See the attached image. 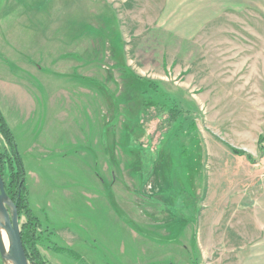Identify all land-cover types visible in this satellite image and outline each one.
Masks as SVG:
<instances>
[{"label": "rangeland", "instance_id": "374dc122", "mask_svg": "<svg viewBox=\"0 0 264 264\" xmlns=\"http://www.w3.org/2000/svg\"><path fill=\"white\" fill-rule=\"evenodd\" d=\"M160 4L0 0V83L23 84L33 100L12 89L0 105L41 221L38 246L56 264L249 256L245 211L264 173V0L214 16L193 1ZM166 95L188 109L183 129L156 107ZM10 152L0 132V156Z\"/></svg>", "mask_w": 264, "mask_h": 264}, {"label": "trees", "instance_id": "16d2710c", "mask_svg": "<svg viewBox=\"0 0 264 264\" xmlns=\"http://www.w3.org/2000/svg\"><path fill=\"white\" fill-rule=\"evenodd\" d=\"M140 83H147L149 89L154 92H158V85L151 79L138 77ZM171 103H168V101ZM162 106V107H161ZM156 107L166 109L169 112V119L171 122L179 123L181 129L184 128L182 121L187 117L188 109L180 107L178 101L171 95L164 97L162 102L157 103ZM173 124V123H171ZM169 124V125H171ZM187 128V127H186ZM190 129H196L195 121H191L188 126ZM0 132L7 140L11 152L10 154H1L0 156V170L5 178L6 170H9V179L5 182L6 192L14 203L18 204L19 213H24L28 217V223L22 225V240L31 264H53L47 258L39 248V243L43 241L44 237L38 230L41 228V221L35 215L33 209L30 206L27 189H26V168L21 156L20 150L16 142L14 132L4 116L3 111L0 108ZM260 151L264 154V135L259 138ZM232 151L240 156H246L249 161H254L255 158L252 154L245 150L231 146ZM57 251H62V247L55 246ZM195 264V262H194Z\"/></svg>", "mask_w": 264, "mask_h": 264}, {"label": "crops", "instance_id": "0c3cea01", "mask_svg": "<svg viewBox=\"0 0 264 264\" xmlns=\"http://www.w3.org/2000/svg\"><path fill=\"white\" fill-rule=\"evenodd\" d=\"M155 1H159L161 3L160 4L161 8L165 7L167 9H169L170 7L180 8L184 6L186 3H189L191 1H193L194 3L197 2V6H195L196 8H204V9L207 8V10L211 9L212 11L211 15L214 16L216 15L214 14L215 11H213L214 8L220 6L221 4H222L221 6L222 11H224V9H226L230 5L239 6V5H242L244 2H246L247 0H164V2L163 0H155ZM215 3L217 4L215 5ZM222 11H218L217 14L221 13ZM12 89H15V90L18 89V91L24 92L25 86H23V84H20V83H0V103H4L5 105L9 103L8 94L12 92ZM25 93L29 97L28 98L30 102L29 104H33L32 103L33 100H31L32 96L28 94L26 90H25ZM53 95H56V94L54 93ZM1 110H2V107H1ZM258 176H259V179L256 183L257 193L255 194L254 197H251L249 203L247 204V206H249V210L245 211V213L249 216V220H247V224H246V230L247 231L251 230V234H252V240L250 242V244L252 243L251 248H250V253L248 254L249 256L241 255L240 261L239 259H236L238 260L236 261V264H264V173ZM238 209H248V208L241 207ZM238 209L236 210L234 209V212L236 214H238ZM239 212L243 213L242 210H240ZM255 231H256V234H255ZM184 233H185L184 230H182L180 236H182ZM186 234H188V229L186 230ZM209 237L210 235L208 234V238ZM200 239L201 238L198 236L196 239V242L198 243ZM200 243H201V240H200ZM180 246L181 248H184V247L189 248V244L184 245L183 243H180ZM236 246H239L240 249L244 247L243 244H237V245L233 244L232 247H236ZM48 249L52 250V248L50 247H48ZM53 250L55 252H58L55 249ZM44 257L46 258V256ZM49 259L48 260L51 263L56 264L51 260L50 257ZM190 260H187L184 263L193 264V261H190ZM0 264H5L1 254H0Z\"/></svg>", "mask_w": 264, "mask_h": 264}, {"label": "water", "instance_id": "95a60500", "mask_svg": "<svg viewBox=\"0 0 264 264\" xmlns=\"http://www.w3.org/2000/svg\"><path fill=\"white\" fill-rule=\"evenodd\" d=\"M4 230L10 238L11 247L7 251L2 235ZM0 254L5 264H31L22 240L19 224L18 204L14 203L6 192L5 180L0 170Z\"/></svg>", "mask_w": 264, "mask_h": 264}, {"label": "bare ground", "instance_id": "6f19581e", "mask_svg": "<svg viewBox=\"0 0 264 264\" xmlns=\"http://www.w3.org/2000/svg\"><path fill=\"white\" fill-rule=\"evenodd\" d=\"M2 235L4 238V245L6 247V250L8 251L11 247L10 238L8 237L7 233L4 230H2ZM9 264H14V262L9 261Z\"/></svg>", "mask_w": 264, "mask_h": 264}]
</instances>
